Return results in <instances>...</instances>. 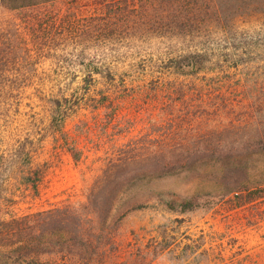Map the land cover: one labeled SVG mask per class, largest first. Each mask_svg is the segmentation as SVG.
<instances>
[{"label":"trees","instance_id":"obj_1","mask_svg":"<svg viewBox=\"0 0 264 264\" xmlns=\"http://www.w3.org/2000/svg\"><path fill=\"white\" fill-rule=\"evenodd\" d=\"M77 1L0 0V13L11 14L6 25L0 20V80L18 67L60 59L67 50L84 66L85 52L114 44L120 26L150 32L165 46L151 98L161 104L160 113L150 123H164L165 129H149L148 141L131 137L117 145L84 203L13 218L3 223L6 234L29 239L40 233L42 252L63 253L62 264H113L123 218L154 199L167 210L186 212L204 206V197L241 203L264 196V173H255L264 169V0H87L85 9ZM88 66V74L99 68ZM80 88L83 93L73 99L39 91L54 133L64 135L63 146L76 161L81 151L68 140L67 118L81 103L114 112L107 109L111 89L98 96ZM21 89L0 81V102ZM41 172L30 167L26 183L37 188ZM181 174L209 186L183 198L144 188L133 193L154 179ZM167 246L147 245L146 263Z\"/></svg>","mask_w":264,"mask_h":264},{"label":"rangeland","instance_id":"obj_2","mask_svg":"<svg viewBox=\"0 0 264 264\" xmlns=\"http://www.w3.org/2000/svg\"><path fill=\"white\" fill-rule=\"evenodd\" d=\"M77 2L82 8L88 3ZM10 18L9 11L0 13L4 25ZM116 36L105 50L85 52L88 68L99 67L92 74L67 50L60 59L45 58L29 69L17 66L1 78L2 83L22 89L9 91L0 102V264H62L63 253L42 252L40 233L34 232L29 239L25 233L10 236L6 234L9 226L3 223L55 206L84 203L88 188L117 145L131 137L148 141L144 134L149 129H165L164 123H150V117L160 113L161 104L151 98L158 83L155 75L163 69L164 44L150 32L135 33L126 26H120ZM83 86L98 96L101 90L111 89L112 103H106L108 111L114 112L106 115V107L95 110L81 103L67 118L68 140L81 151L76 161L63 146L64 135L54 133L39 91L73 99L83 93ZM30 167L42 171L37 188L24 178ZM255 173L260 177L264 169ZM203 186L207 184L181 174L154 179L133 193L140 195L144 188L168 198H183ZM201 201L204 206L179 212L165 209L154 199L129 212L116 233L119 248L112 263L264 264V196L241 203L233 197ZM17 240L21 242L12 244ZM155 241L168 246L146 263L151 258L146 246L152 249Z\"/></svg>","mask_w":264,"mask_h":264}]
</instances>
